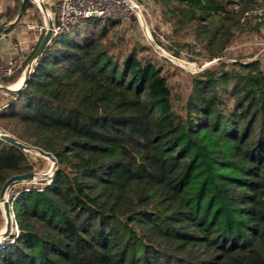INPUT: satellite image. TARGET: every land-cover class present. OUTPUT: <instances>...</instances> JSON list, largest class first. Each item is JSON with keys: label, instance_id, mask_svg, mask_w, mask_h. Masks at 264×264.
<instances>
[{"label": "trees", "instance_id": "obj_1", "mask_svg": "<svg viewBox=\"0 0 264 264\" xmlns=\"http://www.w3.org/2000/svg\"><path fill=\"white\" fill-rule=\"evenodd\" d=\"M156 1L174 57L217 60L186 91L151 45L150 58L124 52L114 20L53 37L4 91L0 130L57 163L42 191L15 199L18 236L0 264H264V54L223 59L264 0ZM13 5L16 21L40 13ZM35 154L0 139V201L9 178L38 172Z\"/></svg>", "mask_w": 264, "mask_h": 264}, {"label": "rangeland", "instance_id": "obj_2", "mask_svg": "<svg viewBox=\"0 0 264 264\" xmlns=\"http://www.w3.org/2000/svg\"><path fill=\"white\" fill-rule=\"evenodd\" d=\"M142 1L144 3L145 8L153 18L154 26L157 27L158 31L160 30L165 31V33L167 34L168 42L172 44V40L169 38L171 36V30L165 24L163 16H161V9H160L161 3L157 2L156 0H142ZM29 10H31L30 18L33 21L37 22L39 25L45 26L46 22H48V18H46L41 11L39 13L37 12L36 9L32 7H30ZM13 11H14L13 0H6L2 6V11L0 13V27H3L1 26L3 23H6V27H10L8 26L9 21L16 22V24L13 26L15 27L17 24L19 25L21 23L23 17L27 14L25 13L23 16L19 18V20L16 21L17 15L14 14ZM50 12L54 16L56 14V7L53 6L50 9ZM158 14L162 17V19L160 22H155V18H157ZM95 21L96 19L82 21L81 22L82 29H85L89 25L92 26V24ZM115 34L122 35L123 42L121 48L124 52L128 53L133 48H136L137 50L141 51L142 56H147L150 58L152 54H154L153 51L144 49L147 48L146 46L149 44L146 41V39L143 37L140 28L138 26V23L136 21L132 22L129 31L125 30V28L120 24L119 26L116 27ZM154 38L156 39V33H154ZM183 50H184L183 54L185 55L183 60H180L178 62L172 61L175 64L173 65L165 64V66L166 69L169 70L170 74L172 75L173 82L175 81L176 83H179L182 86V88H184V90L186 91L187 87L185 84V80L187 79V76L199 72V70L203 69L204 67L217 63V60L206 61L205 59H203L201 55L197 54L199 50H197V53H195V51L194 53H192L191 51H187V49H183ZM154 52L159 58H164V57H160L155 50ZM31 53L32 51H30V53L26 55V52H24L23 58L17 64V69L13 77L17 76L23 70V64ZM169 53L171 54V52ZM263 54H264V7L262 9L259 8L254 12H250L247 19L242 20L241 26H239V28L235 31V36L232 44L227 48V50L223 54V59H226L229 62L235 60L247 61V60H254L256 58H259ZM190 58H194V59L191 61ZM164 59H168V58H164ZM160 63L164 64V61L161 60L159 64ZM3 66L6 65H1L0 67ZM27 67L24 68L23 70L24 72L23 78L25 77ZM7 79H8L7 77H0V87H9L16 89L17 87L15 86V83L10 84L8 86L2 83L3 80L6 81ZM7 98H8L7 95L0 88V106L6 103ZM37 155L38 154L32 155V158L34 162H36L38 169L37 170L38 172L36 173L37 174L36 182L33 183V185L40 188L44 185V180H46L50 175H52L54 169H52V162L50 160H47L45 158H43V160H39ZM26 185L32 186L31 183H28ZM4 229H5V219L3 216H0V232L4 231Z\"/></svg>", "mask_w": 264, "mask_h": 264}, {"label": "built area", "instance_id": "obj_3", "mask_svg": "<svg viewBox=\"0 0 264 264\" xmlns=\"http://www.w3.org/2000/svg\"><path fill=\"white\" fill-rule=\"evenodd\" d=\"M32 2L46 18L47 15L43 12L42 5L45 6L47 12L53 17V37L64 33L82 21L90 19L119 21L125 30L128 31L131 28L132 22L136 21L143 37L160 57L168 58L174 62L180 61L168 52V49L166 48L168 45L167 34L163 30L158 31L157 27L154 26L153 18L145 8L142 0H32ZM53 6L56 7V14L54 16L50 12V9ZM160 21L161 17L158 14L157 18H155V22ZM28 27L30 29H38L42 34L44 31H47L48 22H46L45 26L28 25ZM154 33H156V39L154 38ZM13 48L15 49L17 56L6 64V66L0 67V77L14 75L18 62L23 58V42L15 40L13 42ZM25 77L23 78V81ZM2 110L3 107L0 106V113ZM26 184L28 183H19L11 186L8 188L4 196V199L10 204L13 230L10 238H0V250H2L7 244L12 243L18 236L14 201L21 192L31 190ZM24 186H27V188L23 189ZM38 190L42 191L43 186L40 188L38 187ZM0 216L4 217L3 202L1 201Z\"/></svg>", "mask_w": 264, "mask_h": 264}, {"label": "water", "instance_id": "obj_4", "mask_svg": "<svg viewBox=\"0 0 264 264\" xmlns=\"http://www.w3.org/2000/svg\"><path fill=\"white\" fill-rule=\"evenodd\" d=\"M42 10L47 15L48 28H47V31L44 35L42 42L40 43V45L36 51V54H35L33 60L31 61V63L27 67L26 77H25V79H24V81L20 87H18L16 89L9 88V87H0L3 91L18 90L25 84L26 80L28 79V77L32 71L34 62L45 51L46 47L49 45V43L51 42V40L53 38L54 19L47 12L44 5H42ZM3 31H4V27H0V34L3 33ZM0 139L11 144V145H13V146H15V147H17V148H19L20 150L25 151V152L36 151V153L39 156H41L42 158H45L47 160H50L52 162V169L55 168L57 162H56L55 157H53L50 153L45 152L44 150H40V149H33L32 147L20 142L14 136H12V135H10V134L2 131V130H0ZM36 178H37L36 173H27V174H23V175H15V176H12L11 178H9L5 182V184L3 185L2 190H1V202H3L5 229L3 232H0V238H4V239L10 238L12 235V230H13V221H12L10 204L7 200L4 199V196H5L8 188H10L11 186H13L15 184H19V183H34L36 181Z\"/></svg>", "mask_w": 264, "mask_h": 264}, {"label": "crops", "instance_id": "obj_5", "mask_svg": "<svg viewBox=\"0 0 264 264\" xmlns=\"http://www.w3.org/2000/svg\"><path fill=\"white\" fill-rule=\"evenodd\" d=\"M5 1L6 0H0V13ZM30 14L31 10H28L19 25L17 24L15 27L10 28L7 32H3L0 36V66L8 64L17 56L16 51L13 48V42L15 40L23 42V50L26 52V55H28L30 51H33L34 47L39 42L41 32L38 29H30L28 27V25H39L30 18ZM14 23L15 22H10L8 23V26H11ZM22 72L23 70L18 74L15 81V86L17 88L22 85V78L24 76V72Z\"/></svg>", "mask_w": 264, "mask_h": 264}]
</instances>
